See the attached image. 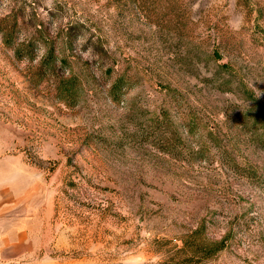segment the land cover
<instances>
[{"label": "rangeland", "instance_id": "obj_1", "mask_svg": "<svg viewBox=\"0 0 264 264\" xmlns=\"http://www.w3.org/2000/svg\"><path fill=\"white\" fill-rule=\"evenodd\" d=\"M1 156L54 202L19 264H264V0H0Z\"/></svg>", "mask_w": 264, "mask_h": 264}, {"label": "crops", "instance_id": "obj_2", "mask_svg": "<svg viewBox=\"0 0 264 264\" xmlns=\"http://www.w3.org/2000/svg\"><path fill=\"white\" fill-rule=\"evenodd\" d=\"M36 176L23 163L0 157V264H19L30 257L41 247L40 226L53 221V200H42L32 191Z\"/></svg>", "mask_w": 264, "mask_h": 264}, {"label": "trees", "instance_id": "obj_3", "mask_svg": "<svg viewBox=\"0 0 264 264\" xmlns=\"http://www.w3.org/2000/svg\"><path fill=\"white\" fill-rule=\"evenodd\" d=\"M14 35H15L14 31L6 32V34H5L6 41L8 40V41L12 42ZM22 49H24V50H22ZM23 51L26 52L28 55L32 54V52L34 51V41H33V39L30 40L28 42V44L24 45V47H22L20 49L19 48L15 49V53L19 54V55H21V53ZM215 55H216V53H215ZM54 61H55L54 57L53 58L50 57V62H54ZM110 73H111V71H110ZM76 85L77 84H76L74 78L70 77L68 79H65L58 86L59 95L62 96L63 94H66L68 99H74L77 96V93H76L77 87H76ZM113 89H116V86H114ZM246 96L249 99H253V95L248 93V92H247ZM189 239L192 240V242H190V243L192 245V249L194 251V257L195 258L197 257V255L202 256L203 259L204 258L205 259L210 258L212 255H215L216 253H218L219 251H221L224 248V241H221L220 243H218L216 245V247L213 250L204 249V251L206 250L205 251L206 254H204L205 256H203L201 254V250H200V252L198 250L200 248V244H199L200 240H198V238H197V232L196 233L194 232L192 234V236H190ZM186 245H187V243H186ZM199 263H201V262H199Z\"/></svg>", "mask_w": 264, "mask_h": 264}]
</instances>
